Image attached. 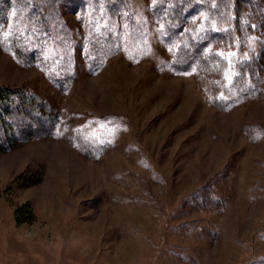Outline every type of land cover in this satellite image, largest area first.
I'll return each mask as SVG.
<instances>
[{"label": "rangeland", "instance_id": "obj_1", "mask_svg": "<svg viewBox=\"0 0 264 264\" xmlns=\"http://www.w3.org/2000/svg\"><path fill=\"white\" fill-rule=\"evenodd\" d=\"M124 1L129 19L110 21L118 49L93 70L81 46L90 15L61 2L66 26L14 31L30 63L0 44V86L34 92L51 119L0 151V251L8 238L7 264H264V83L213 106L170 69L152 0ZM247 46L225 51L227 80Z\"/></svg>", "mask_w": 264, "mask_h": 264}, {"label": "trees", "instance_id": "obj_2", "mask_svg": "<svg viewBox=\"0 0 264 264\" xmlns=\"http://www.w3.org/2000/svg\"><path fill=\"white\" fill-rule=\"evenodd\" d=\"M57 2L72 13L81 11V17L90 15L88 31L81 40L82 57L89 70L116 53L119 37L110 21L129 19L124 0H0V25L11 22L10 35H1L0 44L6 47L9 39L16 57L30 63L34 52H24L15 43L14 31L23 21L35 22L34 30L38 32L60 20L66 26L61 11L53 6ZM150 10L161 38L171 50L170 69L194 76L213 106L224 109L233 101H244L260 93L261 88L257 94L255 91L264 83V0H152ZM236 39L242 41L239 49L233 46ZM249 43L254 47L253 53L237 61L238 72L227 80L225 51L231 47L239 56L244 55ZM68 76H72V71L66 67L61 78ZM37 98L25 88L0 86V151L11 150L47 128L44 123L51 120L44 117L47 104ZM84 136L89 148L98 147ZM31 184L35 181L28 186Z\"/></svg>", "mask_w": 264, "mask_h": 264}, {"label": "bare ground", "instance_id": "obj_3", "mask_svg": "<svg viewBox=\"0 0 264 264\" xmlns=\"http://www.w3.org/2000/svg\"><path fill=\"white\" fill-rule=\"evenodd\" d=\"M6 239H7V242H6V248H5V250H1L0 251V264H7L8 263V262H6V260H7L6 254L8 253V249L7 248H9V246H11V245L9 244V239L8 238H6ZM40 258L42 259V261H41L42 264H47L46 263L47 260H46V257L45 256L42 255V257H40ZM55 263H57V262L55 261Z\"/></svg>", "mask_w": 264, "mask_h": 264}]
</instances>
